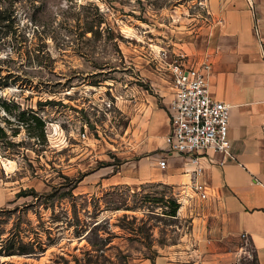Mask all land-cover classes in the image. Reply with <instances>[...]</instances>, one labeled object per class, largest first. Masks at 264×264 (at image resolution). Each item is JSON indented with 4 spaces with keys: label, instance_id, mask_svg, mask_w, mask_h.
Wrapping results in <instances>:
<instances>
[{
    "label": "rangeland",
    "instance_id": "obj_1",
    "mask_svg": "<svg viewBox=\"0 0 264 264\" xmlns=\"http://www.w3.org/2000/svg\"><path fill=\"white\" fill-rule=\"evenodd\" d=\"M213 23L210 0H0V100L10 109L0 107V238L38 231L45 246L0 254V264H98L83 262L86 250L114 264L193 256L199 219L179 203L168 213L171 186L108 188L88 175L120 164L140 89L153 92L135 58L149 46L192 57Z\"/></svg>",
    "mask_w": 264,
    "mask_h": 264
},
{
    "label": "crops",
    "instance_id": "obj_2",
    "mask_svg": "<svg viewBox=\"0 0 264 264\" xmlns=\"http://www.w3.org/2000/svg\"><path fill=\"white\" fill-rule=\"evenodd\" d=\"M210 2L214 23L205 40H197L194 55L184 59L210 60V93L230 105L228 137L233 155L220 164L221 153L209 149L198 159L202 167L198 178L206 182L208 194L182 204L199 219L195 231L200 241L193 256L160 253L136 264H242L248 253L255 255L257 264H264V0ZM157 50L149 46L148 54L135 58L141 81L153 92L140 89L127 154L120 156L116 167L108 169L109 164L88 175L102 187L152 181L171 186L174 194L191 179L189 160L162 150L169 129L165 103L171 86L168 71L153 66L151 58ZM162 156L164 167L158 165Z\"/></svg>",
    "mask_w": 264,
    "mask_h": 264
},
{
    "label": "built area",
    "instance_id": "obj_3",
    "mask_svg": "<svg viewBox=\"0 0 264 264\" xmlns=\"http://www.w3.org/2000/svg\"><path fill=\"white\" fill-rule=\"evenodd\" d=\"M157 52L151 58L153 66L157 71H168L171 86L169 101L165 103L169 129L164 135L162 150L164 154L178 153L192 164L190 181L173 194L182 205L191 197L204 199L208 194L206 182L198 178L202 171L199 158L206 156L209 149L221 153L220 164L233 155L228 137L230 105L210 93L209 59L195 63L184 59L182 52L170 54L163 48ZM79 136L84 138L85 130ZM164 157L158 160L160 167L165 166Z\"/></svg>",
    "mask_w": 264,
    "mask_h": 264
},
{
    "label": "trees",
    "instance_id": "obj_4",
    "mask_svg": "<svg viewBox=\"0 0 264 264\" xmlns=\"http://www.w3.org/2000/svg\"><path fill=\"white\" fill-rule=\"evenodd\" d=\"M0 107L4 111H9V102L7 99H2L0 100ZM24 111H21L20 114L23 115ZM33 120L35 121V124L40 127V132L42 133V128H43V119L38 116L37 114H31L30 115ZM18 120L23 121L25 118L22 116H19ZM6 122L8 121L7 119H4ZM16 129L13 131L12 134L16 133ZM0 139L5 140L7 142V132L6 129L4 128L3 125L0 124ZM28 190L32 193H36V191L30 187ZM28 194L27 190L25 189H20L19 191L16 192L17 196L20 195H26ZM53 194H50L49 196H52ZM36 196V194H35ZM171 209L169 210V214H174L176 208L178 207V202L175 200V198H170L169 199ZM34 238L33 239H27L23 240V236H28L27 234H23V236L20 233V230L14 231L11 230L10 233L5 236L4 238H0V254H5V255H10L14 253H19V254H36L38 250H44L45 246H43L40 234L38 231L34 232ZM81 235V234H80ZM85 257L83 258V262L90 263V262H95L98 264H114L110 260H107V262H103L102 260H99L98 256L93 257V254L89 251H85ZM75 261H78L79 259L77 257H74ZM106 260V258H104ZM254 261H256L255 255H254ZM80 263V262H79ZM78 264V262H76ZM257 264V262H256Z\"/></svg>",
    "mask_w": 264,
    "mask_h": 264
}]
</instances>
